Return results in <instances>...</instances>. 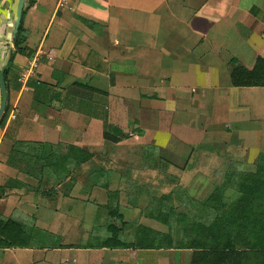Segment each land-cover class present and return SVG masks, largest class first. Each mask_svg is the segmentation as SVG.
<instances>
[{"label": "crops", "instance_id": "crops-1", "mask_svg": "<svg viewBox=\"0 0 264 264\" xmlns=\"http://www.w3.org/2000/svg\"><path fill=\"white\" fill-rule=\"evenodd\" d=\"M17 1L0 0V215L32 218L61 246L0 248V264H190L191 249L87 243L107 234L109 190L123 241L139 225L167 230L143 216L145 194L110 166L115 154L141 163L164 192L154 196L170 194L173 206L183 194L208 199L227 170H253L264 153V86L234 85L231 70L264 61V0H24L19 27L31 55L8 64ZM105 121L124 137L106 139ZM68 146L92 158L56 186L47 174L38 183L34 160ZM93 169L111 171L109 190L93 184ZM136 212L139 220L124 218Z\"/></svg>", "mask_w": 264, "mask_h": 264}, {"label": "trees", "instance_id": "trees-1", "mask_svg": "<svg viewBox=\"0 0 264 264\" xmlns=\"http://www.w3.org/2000/svg\"><path fill=\"white\" fill-rule=\"evenodd\" d=\"M23 44L24 37L19 27L8 64L16 53L31 55ZM238 68L234 66L231 70L234 85L264 86V61L258 60L251 71ZM6 113L7 110L1 124ZM104 137L115 141L124 135L105 121ZM13 155L15 160L22 161L17 152ZM91 158L92 155L85 150L68 146L64 154L52 152L36 160L25 156L24 161L34 160L33 169L38 183L47 174L55 177L56 186L71 174L73 165L85 163ZM91 177L95 186L109 190L110 170L96 169L91 172ZM229 189L236 194L232 200L221 195ZM171 192L179 195L185 191L176 188ZM210 192L208 199L200 201L183 194L177 206L172 205L170 194H147L143 216L162 223L167 230L158 232L139 225L133 240L125 242L122 239L125 222L119 211L118 194L109 190L105 205L107 234L89 237L87 247L186 248L192 250L190 264H264V153L258 155L253 170H227ZM230 204L232 209L229 212L218 209ZM60 246L59 236L36 227L32 218L0 215V248Z\"/></svg>", "mask_w": 264, "mask_h": 264}, {"label": "rangeland", "instance_id": "rangeland-1", "mask_svg": "<svg viewBox=\"0 0 264 264\" xmlns=\"http://www.w3.org/2000/svg\"><path fill=\"white\" fill-rule=\"evenodd\" d=\"M114 159L115 161H112L110 166L115 165L117 170L122 171L124 178L125 176L128 177V173H130V176H132V178L134 175L135 182L138 183L140 186L138 189L140 190V192H144L146 200H147V194H153L154 196V195H159L160 193H164V192H160V190L157 189V186L153 184L152 181L149 180L148 177L140 173L139 169H141V163L138 164L136 160L128 163V161L126 160L127 159L126 156H122L118 154L114 155ZM94 170L96 169H93L92 171ZM229 192H235V191L229 189ZM124 218H129L130 220H137V219L139 220L140 214H138L137 212L134 215L124 213ZM104 219L107 220V218L105 217Z\"/></svg>", "mask_w": 264, "mask_h": 264}, {"label": "water", "instance_id": "water-1", "mask_svg": "<svg viewBox=\"0 0 264 264\" xmlns=\"http://www.w3.org/2000/svg\"><path fill=\"white\" fill-rule=\"evenodd\" d=\"M24 7V0H18L16 4L15 9V19L12 28L9 31L8 40L11 42L14 37L16 36L20 23H21V17ZM3 68L0 69V118L2 117L5 106H6V88H5V82L3 78Z\"/></svg>", "mask_w": 264, "mask_h": 264}]
</instances>
